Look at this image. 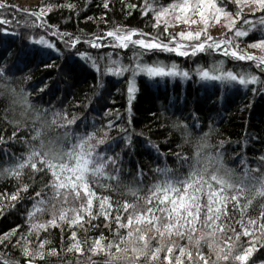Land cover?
I'll return each mask as SVG.
<instances>
[{"label":"snow or ice","instance_id":"obj_1","mask_svg":"<svg viewBox=\"0 0 264 264\" xmlns=\"http://www.w3.org/2000/svg\"><path fill=\"white\" fill-rule=\"evenodd\" d=\"M242 3L252 7L253 12L261 14L254 18L245 17L242 14ZM229 4L235 6V15L228 9ZM8 7L34 17L24 21L26 29L30 31L38 28L43 32L39 35L28 34L15 52L12 50L14 41L0 38V96L9 98V107L4 109L0 120L13 128L8 136L0 132V144L13 142L25 145V152L19 156L13 154L10 160L8 149H3L5 164L0 167V176L19 182L15 190L10 195L5 194L3 198L16 201L21 198L22 193L32 190V203L27 211L28 234L35 233L39 237L40 232L47 231L49 227L60 228V252L81 255L85 251L93 254L102 252L109 258L104 264H140L141 258L145 264H160L161 261L164 264H210L209 258L200 250L201 241L207 244L209 253L215 257L211 264H250L249 258L253 253L259 247H264V203L260 204L258 215H248L250 206L257 198L264 201V173L253 175L264 165V153L255 158V166L251 167L245 153L247 139L242 144L238 142L239 151L233 153L241 166L242 176V179L234 180L236 173L223 163L225 145H231L232 142L219 139L215 145L209 143V133L214 130L209 117V132L199 137L194 162L187 173H181L179 167L172 169L165 162L163 167L152 169L155 179L145 184V172L137 161L135 177L140 179L124 185L125 193L122 194L132 195L133 202L129 203L126 199L114 201L111 195L104 192H115L120 187V175L125 170L126 163L124 154L131 156L136 151L133 135L143 136V132L137 133L132 128L131 119L125 121L120 111L114 108L104 109L101 124L93 121L89 127L85 120L77 125L78 116L70 114L67 106L56 110L51 107L42 109L29 101L30 90L17 84L31 79L30 72L23 73V70L34 62L44 69L56 68L57 75L62 73L67 80L73 75L74 69L72 56H66L65 53L73 52L81 60L90 63L98 74L101 72L102 62L106 74L120 77L130 73L126 89L129 104L137 91L134 78L139 74L158 82L168 78L184 80L194 73L200 80L212 82L213 86L218 82L222 88L244 91L245 96L249 92L252 96L264 95V55L246 54L240 48V43L243 42L240 38L247 39L250 34L258 33V37L248 43V47L264 52V0H145L139 6L127 3L122 5V10L139 7L141 16L148 15L154 21L153 29L163 23L160 35L152 36L143 30L116 24L105 30L103 35L89 34L83 40L79 34L62 31L57 25L48 22L46 17L54 7L52 3L29 10L19 9L16 5H8L5 0H0V8ZM55 7H66L79 14L78 7L70 2L57 4ZM109 7V0H103V8ZM130 14L125 11V15ZM222 17L227 33L213 38L208 35L207 27L210 22L217 23ZM173 20L182 21L185 25L200 23L203 27L196 31L173 34L168 32L169 22ZM237 21L241 23L237 25ZM10 23V20L0 14V34L18 36V32H9L3 27ZM48 37H57L63 48ZM177 37L180 38L179 41ZM80 42L89 44L92 48L107 46L121 50L128 49L131 45L135 46V50L130 63L124 64L118 53L115 57L110 52L107 58H95L86 52L76 51V45ZM149 51L175 53L180 57L218 52L235 61L252 63L241 65L239 69H226L223 61H215L208 67L197 65L195 69L184 70L176 63L143 62L141 57ZM53 55L61 61L60 64L53 60ZM10 58L11 63H8ZM17 71L23 74L17 76ZM49 81H52V87H49ZM49 81H42L36 91L44 93L47 89L49 95H54L55 79L49 76ZM213 102L220 103L222 98ZM80 103L76 101L77 105ZM174 103L170 102L169 109ZM251 103L252 100L249 99L244 107H250ZM186 104L185 100L180 105L181 111ZM16 105L22 108L21 117L32 113L31 127L20 120L9 118V110L14 111ZM189 115L193 125L199 128L201 121L197 112L193 110ZM74 125L77 127H73ZM172 127H183L185 137L189 134L188 124L179 118ZM49 129H59L61 133L55 138L45 139ZM22 131H27L29 138L18 135ZM113 132L115 135H112ZM141 146L150 147L158 158L165 155L150 139H146V145L141 142ZM179 147L177 145L178 149ZM205 149L208 151L204 152ZM171 154L178 166L187 163V157L180 151ZM25 168L30 171L29 182L22 179ZM45 179L46 183H43ZM38 180L43 183V187L36 190ZM49 201V218L43 222L35 221L33 217L45 211V205ZM229 205L232 212L229 211ZM236 212L239 213V219H235L233 215ZM2 214L3 211H0V215ZM99 217L103 218L102 225L113 234L112 238L107 239L103 231H100L94 238L81 240L75 229L84 228L87 232L88 228L97 227L92 221ZM85 224L88 228L84 227ZM65 227L69 230L70 241L66 248L63 243ZM19 228L20 225H16L7 232L0 233V245L7 248L11 244L13 248H18L25 257L24 264H34L36 258L44 259L45 255H59L56 247H46L50 243L47 239L30 241L24 232L17 235ZM180 241L186 243L181 244ZM117 253H127L128 256H117ZM0 264L19 262L3 258L0 259ZM89 264H95L90 257Z\"/></svg>","mask_w":264,"mask_h":264},{"label":"trees","instance_id":"obj_2","mask_svg":"<svg viewBox=\"0 0 264 264\" xmlns=\"http://www.w3.org/2000/svg\"><path fill=\"white\" fill-rule=\"evenodd\" d=\"M69 2L78 7V15L75 14L74 10L66 7H55L57 4ZM144 2L145 0H109V9L103 8V0H41V5L52 3L54 7L46 17L48 22L57 25L62 31L72 33L73 35L79 34L82 40L87 39L89 34L103 35L105 30L113 28L116 24L126 25L128 28L140 29L145 33H150L152 36H158L163 31V28L157 25V28L153 29L152 23L154 21L148 15L141 16L139 14V7L137 9L122 10L123 4L134 3L139 6ZM8 5H16L19 9H25L24 7H20L14 0H8ZM228 9L231 12L236 11L235 6L231 4L228 5ZM125 11L131 14L125 15ZM0 14L11 21L9 25H4L3 27H6L9 32L15 31L19 33L15 37L0 34V38L7 39L9 42L14 41L12 43L13 52L18 49L20 43L25 41L28 34H43L42 30L38 28L30 31L26 29L24 21L26 19H34V17H29L27 13L8 7L0 8ZM260 14V12L243 13L245 17L253 18ZM86 17H91L92 19H86ZM240 23L241 21H237V25ZM257 37L258 33L250 34L247 39H240L243 41L242 43L248 44ZM48 38L56 41L57 46L63 48L57 37ZM75 50L86 52L95 58L101 56L107 58L110 52L115 57L118 53L123 63L129 64L135 46L130 45L128 49L123 50L107 46L92 48L89 44L80 42L76 45ZM65 55L72 56L74 69L73 75L67 78V80L62 73L59 76L57 75L56 68L44 69L34 62L30 63L23 70V73L30 72L31 79L19 81L17 86L22 85L25 90H30L29 101L33 105L40 106L42 109L51 107L52 110H56L64 109L67 106V111L70 114L75 113L78 116L77 125L85 120H87L89 127L93 121L96 124H101L104 109L114 108L120 111L125 121L131 119L132 128L137 133L143 132V136L133 135V143L137 146L136 151L131 156L128 153L124 154L126 163L124 165L125 170L120 175V187L115 192H104L106 195H111L114 201L126 199L129 203L133 202L134 197L132 195L122 194L125 193L124 185L140 179L135 177L137 161L140 162V166L145 172V177L143 178L145 184L155 179V173H153L152 169L157 166L163 167L165 162L168 167L172 169L179 167L181 173H187L189 166L194 162V153L198 147L199 137L203 133L209 132V117L212 119V128L214 129L209 133V143L215 145L219 139H228L232 142L231 145H225L226 152L223 157V163L225 167L233 169L236 173L233 177L234 180L242 179L241 166L239 161L233 156V153L239 151L238 142L242 144L245 139L248 140L245 153L249 158L248 162L251 167L255 166V158L264 153V95L252 96L249 92L245 96L244 91L222 88L218 82L213 86L212 82L202 81L194 73L188 79L168 78L167 80L160 79L158 82L150 80L143 74H139L134 78L137 91L131 104H129L126 89L130 73H125L120 77L106 74L103 71L102 62L101 72L98 74L96 70L91 68L90 63L81 60L73 52H66ZM141 58L145 63H176L179 68L184 70L195 69L197 65L208 67L215 61H223V66L226 69H239L241 65L250 64L247 61H235L231 57H224L222 54L213 52L197 54L195 57H180L175 53L149 51L145 52ZM53 60L57 64L61 63L55 55H53ZM7 62L11 63V58ZM23 73L17 71L16 75L21 76ZM49 76L55 79V94L49 95L47 89H45L44 93L37 92L36 90L40 87L42 81H49ZM98 84L101 86H98ZM49 87H52V81H49ZM217 98H222V102L214 103L213 101ZM249 99L252 100L251 106L244 107V105L248 104ZM185 100L187 104L184 110L181 111L180 105ZM76 101H80L81 103L77 105ZM173 101L175 103L169 109L170 102ZM8 107L9 98L0 96V116L4 115V109ZM14 108V111L9 110V118L20 120L28 127H31L33 124L31 120L32 113L29 112L26 116L21 117L22 108L19 105L14 106ZM193 110L199 115L201 121L199 128L193 125L192 117L189 115V112ZM161 112H163V115H161ZM150 113H154L155 115H150ZM177 118L185 121L189 126V134L186 137L184 136L183 127L179 129L172 127ZM77 125L73 127H77ZM12 131L11 125L0 120V132L8 136ZM60 133L61 130L59 129H49L45 139L49 137L55 138ZM18 135H24L26 138H29L27 131H22ZM112 135H115V132ZM252 137H257V139H252ZM146 139H150L155 143L165 155L158 158L150 147L141 146V142L146 145ZM177 145L180 146L179 149ZM4 148L8 149L9 160L13 154L19 156L25 152V145L22 143L9 142L6 145L0 144V167H3L5 164ZM117 150H119V146H117ZM177 151H180L187 157L186 164L182 163L178 166L175 157L171 154ZM207 151V149L204 150V152ZM204 152L201 153L202 158ZM23 171V181L29 182V169L25 168ZM262 173H264V165H261L260 171L253 173V175L259 176ZM43 183H46V179ZM43 183L38 180L35 185L36 190L41 189ZM18 185V181L10 177L0 176V211H3V214L0 215V233L7 232L16 225H20V228L17 229V235L20 232H24L30 241L47 239L50 243L46 247H56L59 255H45L44 259L36 258L34 264H77V260H79V264H89V257L95 264H104L109 259L102 252L93 254L85 251L82 255L74 252H60L61 229L57 227H49L47 231H41L39 237L35 233L28 234L27 211L32 203L30 200L32 190L22 193L21 198L16 201L3 198L5 194L10 195ZM45 198L47 199V197ZM261 203H264V201L257 198L250 206L248 215H258ZM229 211L232 212L231 205H229ZM233 215L235 219H239L238 212L233 213ZM102 220L103 218L99 217L97 220L92 221L93 224L97 225L95 228H88L87 224H85L84 227L88 228L87 232L84 231V228L75 229L78 237L81 240H85L87 237L94 238L99 235L100 231H103L104 236L107 239H111L113 234L109 232L107 227L102 225ZM113 227L115 226L113 225ZM68 236L69 230L65 227L63 239L65 248L70 242ZM180 243L184 244L186 241H180ZM84 247L87 248V245H84ZM200 250L204 253L205 257L209 258L211 264V261L215 257L209 253L207 244L204 241H201ZM117 256L127 257L128 254L117 253ZM3 258L18 261L19 264H24L25 259L20 254L19 249L13 248L11 244L7 245V248L0 245V259ZM249 260L250 264H261V262H264V247H259ZM140 264H145L143 258H141Z\"/></svg>","mask_w":264,"mask_h":264},{"label":"rangeland","instance_id":"obj_3","mask_svg":"<svg viewBox=\"0 0 264 264\" xmlns=\"http://www.w3.org/2000/svg\"><path fill=\"white\" fill-rule=\"evenodd\" d=\"M14 1L20 7H24L25 9H28V8L29 9H32V8L39 9V7L41 6V0H14ZM5 3L8 4V0H5ZM241 7H242V14L253 12L252 7L248 6L246 3H242ZM232 13H233V15H235V12H232ZM158 26H161L162 28L164 27L163 23H161ZM202 27H203V25L200 23L185 25L182 21L181 22H175L173 20V21L169 22L168 32L175 34V33H178L180 31H187V30L196 31ZM207 33H208V35L212 36L213 38H219L222 34H226L227 29L225 26L224 18L222 17L221 20L217 23L210 22L208 27H207ZM179 39L180 38L177 37L178 41H179ZM240 48L246 54H251V55H256V56L264 55V52H262L261 50L248 47V44H245L242 42L240 43ZM213 53L220 54L218 52H213ZM249 63L251 64L252 62H249ZM50 204H51V201H49L48 205H45V211H43L41 213H37L33 217V219L37 222H43V221L47 220L49 218V212L51 210ZM160 264H164V262L161 261Z\"/></svg>","mask_w":264,"mask_h":264}]
</instances>
